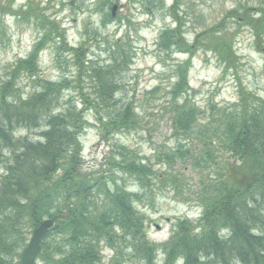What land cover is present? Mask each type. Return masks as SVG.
<instances>
[{
	"label": "trees",
	"instance_id": "16d2710c",
	"mask_svg": "<svg viewBox=\"0 0 264 264\" xmlns=\"http://www.w3.org/2000/svg\"><path fill=\"white\" fill-rule=\"evenodd\" d=\"M13 14L19 20L29 16L21 10ZM29 17L40 37L0 87V264H18L26 235L44 220L59 227L42 241L37 260L44 264H101L103 249L112 253L110 264H156L158 255L162 264H264V99L239 87L237 103L205 118L190 99L187 60L175 67L177 81L169 94L170 130L177 143L163 154L165 170L155 171L136 152L117 146L108 155V172H88L80 142L89 126L85 112L94 117L101 137L140 128L132 104H114L119 92L114 77L127 69L130 44L122 42L124 37L108 44L107 64L85 61L82 48L68 47L54 21L35 10ZM105 20H112L111 14ZM243 25L254 29L258 46L264 21L249 18ZM181 34L180 26L168 27L159 49L190 59L199 52L213 54L223 71L233 65V45L221 30L202 32L191 44ZM45 50L59 63L61 56L75 54L70 81L66 74L55 83L41 78L39 56ZM19 76L34 84L25 98L15 85ZM85 81L92 85L90 93ZM69 91L77 93L80 110L70 100L59 105ZM20 130L40 132L33 141L28 135L15 137ZM4 151L8 159L3 161ZM176 161L192 171L214 170L201 181L195 199L198 219L176 220L168 240L154 244L135 207L142 195L127 192L115 176L131 180L143 195L160 181L176 189L181 183L172 173Z\"/></svg>",
	"mask_w": 264,
	"mask_h": 264
},
{
	"label": "rangeland",
	"instance_id": "374dc122",
	"mask_svg": "<svg viewBox=\"0 0 264 264\" xmlns=\"http://www.w3.org/2000/svg\"><path fill=\"white\" fill-rule=\"evenodd\" d=\"M146 1L0 0V87L8 81L11 67L27 57L40 37L39 30L34 26V18L29 17L33 10L59 26L68 47L82 48L80 55L85 56V61L97 60L107 64L108 44L122 37L125 38L121 39L122 42L127 40L130 44L129 50L125 48L130 59L127 69L114 77L119 87L114 104L116 108L126 103L132 104L140 128L110 134L108 138L101 137L94 126V117L85 112L89 126L81 135L80 142L84 168L88 172H108V155L117 146L136 152L155 171L165 170L163 154H170L177 143L170 130L169 94L177 81L175 67L187 60L190 62L186 75L190 99L201 109L205 118H214L218 109L230 108L237 103L239 87L245 93L264 99V36L257 46L254 29L243 25L249 18L264 21V0H178L176 4L175 0ZM113 7L116 8L114 16ZM19 10L29 16L23 20L21 17L20 20L15 18L13 12ZM105 14H111L112 20L103 22ZM178 26L187 44H191L202 32L221 30L225 39L233 45V65L223 71V65H219L213 54L199 52L190 59L186 54L159 49L157 43L161 34L168 27L176 29ZM39 63L41 78L52 83L59 81L63 74L70 81L75 74V54L61 56L59 63L51 50H45L39 56ZM15 85L23 98L33 92L34 84L25 76H19ZM83 86L90 93L92 85L85 81ZM69 100L80 110V100L74 91L63 93L59 105ZM199 121L204 122L203 118ZM39 132L20 130L16 131L15 137L28 135L34 141ZM7 159L4 151L1 160ZM186 165L176 161L171 166L172 173L181 182L176 189L160 181L155 182L145 195L131 180L115 176L118 183L127 188V192L142 195L135 207L146 218L147 238L154 244L168 240L176 220L196 221L200 216L201 209L195 199L201 189V181L212 175L214 169L201 166L192 171ZM31 233L32 230H29L19 254L30 240ZM111 256L108 249H103L101 264H110ZM162 259L158 255L156 264H162ZM127 263L139 264L133 260ZM36 264L44 263L37 260Z\"/></svg>",
	"mask_w": 264,
	"mask_h": 264
},
{
	"label": "water",
	"instance_id": "95a60500",
	"mask_svg": "<svg viewBox=\"0 0 264 264\" xmlns=\"http://www.w3.org/2000/svg\"><path fill=\"white\" fill-rule=\"evenodd\" d=\"M115 7L112 9V16H114ZM58 226L53 224L51 220L42 221L31 233L30 240L22 249L20 254L19 264H36L37 258L41 253V245L43 239L50 232L58 230ZM158 229V228H157Z\"/></svg>",
	"mask_w": 264,
	"mask_h": 264
}]
</instances>
